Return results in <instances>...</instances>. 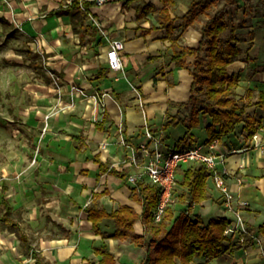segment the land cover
Segmentation results:
<instances>
[{
    "label": "crops",
    "instance_id": "obj_1",
    "mask_svg": "<svg viewBox=\"0 0 264 264\" xmlns=\"http://www.w3.org/2000/svg\"><path fill=\"white\" fill-rule=\"evenodd\" d=\"M176 2L175 7L180 3L179 0ZM65 4L66 0H0V21H4L8 27L25 37L31 49L40 46L48 56L55 73L60 74L66 81H73L72 75L84 67L88 76H93L91 79H81L82 87L99 101V117L103 119L105 113L108 116V121L102 129L99 128L102 119L98 123L101 130L99 133L93 134L90 129L86 143L80 136L70 137L84 141V149H77V152L82 154L71 164L74 169L73 176H79L76 178L78 184H74L79 192L74 197L78 213L74 215L71 226L77 232L80 231L78 236H72L71 242L65 239L68 243L66 245H63L62 241L56 243L58 248L55 260L45 255L39 242L35 246L39 247L42 255L53 264H98L102 257L95 253V248L106 242L110 252L115 254L116 264H141L145 255L143 248L127 240H103L92 229L85 208L93 200L109 212L123 205L133 208L139 215L143 210L141 203L131 199L134 185L127 179L108 173L98 178L99 166L94 162V157L99 156L103 162L112 163L127 155L123 146L113 145L120 141V130L128 140L139 143L147 141L142 134L145 125H148L152 132L157 131L153 133L160 139V146L182 148L179 140L187 133L186 126L182 123L176 126L181 128L180 132L176 131L175 127L162 131V127L168 117L178 112L187 123H191L190 110L179 111L177 108H170L169 103H184L189 100L193 81L192 68H180L170 61L167 53L170 52L171 41L152 13L138 18V5L151 4L161 10L164 7L161 0H141L128 6L124 5L123 0H112L103 7L93 6L85 22L92 30L85 33H77L74 30L71 16L65 13ZM173 15L177 14L174 12ZM152 27L153 30L145 35L144 30ZM251 33L254 35L252 45L245 51L241 47L242 53L229 66V73H241L237 88L238 99L242 103H252L245 109V114L259 119L260 126L254 134L258 135V139L254 140L253 136L247 135L244 131L246 122L241 120L234 133L218 140L214 153L218 157L219 169L225 172L226 184L235 198L248 202V206L241 212L251 231L259 234L260 245L251 239H248L245 245L237 241L228 242L229 247L222 256L214 259L197 257L192 264H264V234L259 232V226L264 224V109L258 104L259 94L264 93V71L251 72L264 67V52H261L255 43L256 33L254 34L252 29ZM199 37L200 32L194 42L185 45H196ZM113 40H121L124 43V49L120 52L122 70H109L102 77L103 69L108 68L104 66L108 64L107 51ZM194 61V58L188 59L190 64ZM248 90L251 91L250 96L247 95ZM211 123L209 116L199 115V124L189 131L191 138L187 139V143L204 144L208 140L207 127ZM48 129L49 127L46 128ZM95 142L98 144L95 145ZM102 142H108L109 147L102 149ZM192 165L198 164L187 163L179 168L177 183ZM117 169L121 170L119 167ZM3 189H6L4 194ZM7 191V187L3 186L1 197L12 207L6 197ZM208 192L212 200L194 205L192 216L199 214L205 223L222 217L229 221L234 220V211L228 208L212 177L208 180ZM95 194L98 197H95ZM183 208L185 204L180 203L176 215ZM12 209L14 214L15 210L13 207ZM102 225L104 231L113 232L110 220L104 219ZM22 228L24 229L23 226ZM3 229L9 230L4 227ZM134 229L138 234L145 232L141 220L135 224ZM29 243L31 244L30 237Z\"/></svg>",
    "mask_w": 264,
    "mask_h": 264
},
{
    "label": "rangeland",
    "instance_id": "obj_2",
    "mask_svg": "<svg viewBox=\"0 0 264 264\" xmlns=\"http://www.w3.org/2000/svg\"><path fill=\"white\" fill-rule=\"evenodd\" d=\"M192 1L179 0L175 14L182 16ZM209 1H204L205 6L211 7L208 13L224 6V3L210 5ZM245 11L247 17H244ZM231 13L235 24L247 19L248 27L238 30L244 41L240 47L245 51L252 45V29L257 35L255 43L264 52V0H248L246 8L240 1ZM205 16L201 13L193 19L189 29L177 30L179 43L195 41ZM28 43L18 31L0 21V216L2 187L5 186L6 197L15 210L13 217L19 219L31 244L35 246L39 242L45 255L55 260L56 243L62 241L66 245L65 239L71 242L72 236L80 232L71 227L78 213L74 197L79 193L74 186L79 176H73L71 164L82 154L77 149H84L82 141L86 143L89 139L90 129L93 134L101 131L98 123L102 117H99V101L82 87L81 79L93 76H88L87 70L81 67L72 75L73 81L64 80L55 73L40 46L31 49ZM73 135L83 140L71 139ZM126 140L137 146L138 142H131L127 137ZM118 144L119 141L113 145ZM120 158L111 164L120 169L128 167L118 165ZM174 191L173 208L178 211V195L182 191L178 183ZM252 234L249 239L260 245L259 234L256 231ZM33 263L22 243L15 234L3 229L0 220V264Z\"/></svg>",
    "mask_w": 264,
    "mask_h": 264
},
{
    "label": "trees",
    "instance_id": "obj_3",
    "mask_svg": "<svg viewBox=\"0 0 264 264\" xmlns=\"http://www.w3.org/2000/svg\"><path fill=\"white\" fill-rule=\"evenodd\" d=\"M123 1L124 5L128 6L141 0ZM161 1L164 4L161 10H157L151 4L138 5V18L141 19L149 13L155 16L160 28L166 30L168 39L171 41L170 52L167 53L170 61L176 63V66L180 68H192L193 76L189 100L184 103H169L170 108H177L179 111L190 110L191 123H187L178 112L167 118L162 131H169L180 123L184 124L188 131L179 140V143L183 145L182 148L192 147L193 143H187V139L191 138L189 131L199 124V115H202L203 117L209 116L212 120V123L207 127L209 137L205 143L234 133L241 120L246 122L244 131L247 135L254 136L260 126V121L256 117L245 114V109L252 103H242L238 99L237 88L241 73H229V66L242 53L240 44L243 42V37L238 34V30L248 27L246 18L238 24L234 23L231 9L238 6L240 1L244 2L246 8L248 0H210V5L224 3V6L214 13L206 12L211 7L205 6V0H193L189 11L182 16L173 15L177 0ZM93 6H95V2L86 0H73L71 4H65V13L71 16L74 30L77 33L92 30L91 26L85 25V22L89 16L90 8ZM201 13H205L206 16L200 27L197 44L186 46L179 43L176 35L177 30L183 28L185 31L193 19ZM247 15L248 13L245 11L244 17ZM153 28L144 30V34L150 33ZM253 37L254 35L251 33V38L253 39ZM189 58H194L195 61L190 64L188 63ZM109 70V67L103 69L102 77ZM261 70L264 71V67L251 72L256 73ZM250 94L251 91L248 90L247 95L250 96ZM258 104L264 109V93L259 94ZM107 121L108 116L105 113L99 123V128L102 129ZM94 162L99 166L98 178L108 173L127 179L131 173L130 168L125 167L119 170L111 163L103 162L99 156L94 157ZM211 177L212 171L204 164L192 165L187 168L183 179L178 182V186L182 190L178 195V202L185 204V208L176 215L177 211L173 208L174 198V202L166 208L159 222L155 221L153 212L158 204L161 188L146 180L139 181L131 193V199L141 203L143 207L141 215L126 205L109 212L95 200L85 208V211L88 213L93 231L103 240H127L143 248L145 255L141 264H192L197 257L218 258L229 247L230 240L225 235V231L230 221L222 217L205 223L199 214L192 216L194 205H199L212 198L208 192V180ZM3 190L4 194L6 189ZM94 196L98 197L96 194ZM173 197H175V191ZM2 205L0 216L2 226L15 233L23 243L27 255L34 260V264H53L42 255L39 247L29 243L28 235L22 228L19 219L13 217V209L4 197ZM104 219L111 221L112 233L104 231L102 225ZM139 220L145 226L143 234L136 233L134 229ZM259 232L264 234V224L259 226ZM95 253L102 257L98 264H116L115 254L110 252L106 242L101 247L95 248Z\"/></svg>",
    "mask_w": 264,
    "mask_h": 264
},
{
    "label": "built area",
    "instance_id": "obj_4",
    "mask_svg": "<svg viewBox=\"0 0 264 264\" xmlns=\"http://www.w3.org/2000/svg\"><path fill=\"white\" fill-rule=\"evenodd\" d=\"M72 1L66 0V4L69 5ZM110 1L112 0H94L97 7H103ZM123 49V41H111L107 51V62L111 71L122 70L120 52ZM142 134L147 141H141L135 146L133 143H127L123 131L120 130L119 144L128 150V154L119 159L118 165H126L132 169L127 178L130 184L135 186L139 181L147 180L161 188L159 201L153 212L155 221L159 222L166 208L174 202L173 194L179 168L187 163L204 164L212 171L216 188L225 198L228 208L235 214L234 220L227 225L225 235L230 243L237 241L239 244L245 245L249 237L253 235L241 212L248 206V202L238 201L226 184L225 172L219 169L218 157L214 153L218 139L192 147L164 148L160 146V139L154 135L148 125L144 126ZM253 138L257 140L258 135H254ZM100 147L107 149L109 143L102 142ZM112 166L117 167L113 164Z\"/></svg>",
    "mask_w": 264,
    "mask_h": 264
}]
</instances>
